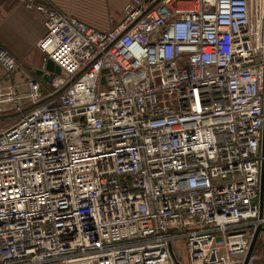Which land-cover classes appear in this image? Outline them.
<instances>
[{
	"label": "built area",
	"instance_id": "2783aa9c",
	"mask_svg": "<svg viewBox=\"0 0 264 264\" xmlns=\"http://www.w3.org/2000/svg\"><path fill=\"white\" fill-rule=\"evenodd\" d=\"M20 1L45 17L48 79L12 80L0 46V264H245L264 0H131L108 31Z\"/></svg>",
	"mask_w": 264,
	"mask_h": 264
},
{
	"label": "crops",
	"instance_id": "0c3cea01",
	"mask_svg": "<svg viewBox=\"0 0 264 264\" xmlns=\"http://www.w3.org/2000/svg\"><path fill=\"white\" fill-rule=\"evenodd\" d=\"M79 1H87L89 3H103L106 0H37L38 3L46 4L50 7L56 8L67 15L76 18H83L76 14V5ZM130 0H124L118 11L114 14L123 12L124 7ZM2 2H5L1 4ZM0 4V46L6 49L17 61L25 64L29 60L31 70L36 69L35 62L30 58L33 53L41 52L38 49V43L45 34V17L43 14L34 10L28 9L20 0H3ZM105 3V2H104ZM112 17V13L108 17ZM78 19V18H77ZM88 20L89 18H83ZM22 72L18 71L12 74L11 79L21 82ZM3 71L0 74V82L3 80ZM264 239V236L261 240Z\"/></svg>",
	"mask_w": 264,
	"mask_h": 264
},
{
	"label": "rangeland",
	"instance_id": "374dc122",
	"mask_svg": "<svg viewBox=\"0 0 264 264\" xmlns=\"http://www.w3.org/2000/svg\"><path fill=\"white\" fill-rule=\"evenodd\" d=\"M123 1L124 0H106L104 1L105 3L103 2L101 4L89 3L87 1H79V3L76 5V14L82 16L83 18L85 17L89 19L84 20L83 18H79L77 16L76 18H78L85 24L91 27H94L95 29L99 31H108L111 29V25L109 24V20H108L109 14L112 13V17L114 18V20L116 21L119 20L123 12L120 14L118 13L117 15L114 14V12L118 11V8L120 7ZM144 1L150 4L153 0H144ZM3 3L5 2H2L1 4ZM30 56H31L30 60L35 62V65H37L36 69H40L43 64L44 54L41 52H35ZM28 63H29V60L25 64L23 63V67L20 69V71L22 72L21 78L27 76V74H30L31 72L33 73V71L31 70L32 66L29 65L30 63L29 64ZM2 71H3L2 68H0V74ZM13 118H15V116H11V117L0 116V127L3 126V124H6L9 120ZM178 248L181 253V256L186 261L187 258L185 254V249L182 246V242H178ZM254 254L261 258L264 257V239L258 242Z\"/></svg>",
	"mask_w": 264,
	"mask_h": 264
},
{
	"label": "water",
	"instance_id": "95a60500",
	"mask_svg": "<svg viewBox=\"0 0 264 264\" xmlns=\"http://www.w3.org/2000/svg\"><path fill=\"white\" fill-rule=\"evenodd\" d=\"M47 70L49 72H54L56 74L61 73V69L59 67H57L52 61H48ZM33 74L36 77H38L39 79H42L44 82H46L48 79V75H45V73L43 71H41L40 69H34ZM262 155L264 156V129H263V138H262ZM259 205H260V213L262 216L263 210H264V163L262 164V171H261V190H260ZM262 231H264V228L262 227V225L258 226V228L255 232L254 238L252 240V244H251L248 256L246 258L245 264L248 263V261L250 260V258L254 254L256 246H257L258 242L260 241V234Z\"/></svg>",
	"mask_w": 264,
	"mask_h": 264
},
{
	"label": "trees",
	"instance_id": "16d2710c",
	"mask_svg": "<svg viewBox=\"0 0 264 264\" xmlns=\"http://www.w3.org/2000/svg\"><path fill=\"white\" fill-rule=\"evenodd\" d=\"M259 264H261V262H259Z\"/></svg>",
	"mask_w": 264,
	"mask_h": 264
}]
</instances>
